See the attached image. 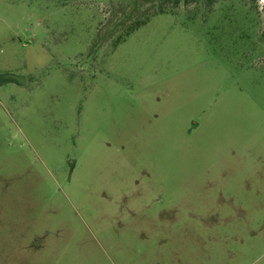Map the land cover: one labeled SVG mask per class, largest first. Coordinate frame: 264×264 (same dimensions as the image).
Here are the masks:
<instances>
[{"label":"rangeland","instance_id":"374dc122","mask_svg":"<svg viewBox=\"0 0 264 264\" xmlns=\"http://www.w3.org/2000/svg\"><path fill=\"white\" fill-rule=\"evenodd\" d=\"M0 264H264V0H0Z\"/></svg>","mask_w":264,"mask_h":264},{"label":"trees","instance_id":"16d2710c","mask_svg":"<svg viewBox=\"0 0 264 264\" xmlns=\"http://www.w3.org/2000/svg\"><path fill=\"white\" fill-rule=\"evenodd\" d=\"M157 14H166L165 11H163V9H160ZM155 14V15H157ZM149 21V18L147 17L146 19L143 20H138L135 23H133L127 30L126 34L129 35L131 32L135 31L136 29H138L140 26L145 25L147 22ZM122 37L119 38V40H121Z\"/></svg>","mask_w":264,"mask_h":264}]
</instances>
